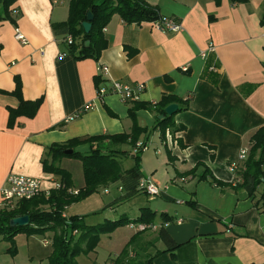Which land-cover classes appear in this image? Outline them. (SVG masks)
Wrapping results in <instances>:
<instances>
[{
	"label": "crops",
	"instance_id": "0c3cea01",
	"mask_svg": "<svg viewBox=\"0 0 264 264\" xmlns=\"http://www.w3.org/2000/svg\"><path fill=\"white\" fill-rule=\"evenodd\" d=\"M143 1L158 15L176 19L181 31L162 34L151 23L126 24L114 14L103 29L106 47L98 61L60 58L65 48L52 26L68 19L69 6H62L61 0H17L9 7L10 19L0 22V92H5L0 93V188L9 175H16L38 179L43 193L54 189L57 177L45 174L41 164L52 145L129 133L132 127L128 111L133 104L116 95L97 100V86L143 84L140 103L157 104L163 96H171L180 100L174 103L178 108L186 109L174 116L180 130L167 129L164 138L155 129L160 115L136 112L137 124L146 130L138 140L147 147L141 155V173L160 193L133 197H146L136 217L142 208H149L156 229L137 234L139 224L127 225L132 235L125 246L137 237L120 264L166 250L157 239L160 229L177 248L158 254L151 264H264V215L246 191L232 188L235 182L228 169L240 151L249 152L252 136L264 128V0H221L218 5L214 0ZM0 14H4L1 7ZM15 30L27 45L14 39ZM209 43L214 52L201 58ZM100 66L108 72L96 86ZM16 79L22 98L41 99V104L33 118H17L9 127L8 109L16 108L18 100L6 93L15 90ZM87 105L91 107L81 116L66 122ZM111 148L128 152L123 165L132 161L128 145ZM75 151L87 154L91 147L81 144ZM58 165L66 171L70 167L64 158ZM209 173L225 186L201 178ZM114 186L118 187L110 185L105 193ZM122 196L118 188L107 207L124 201ZM111 209L114 215L116 210ZM50 235L49 241H41L44 249L51 247ZM34 247L27 242L22 255L15 237L11 243L1 236L0 264L46 263L52 248L37 253ZM119 254L105 264H114Z\"/></svg>",
	"mask_w": 264,
	"mask_h": 264
},
{
	"label": "trees",
	"instance_id": "16d2710c",
	"mask_svg": "<svg viewBox=\"0 0 264 264\" xmlns=\"http://www.w3.org/2000/svg\"><path fill=\"white\" fill-rule=\"evenodd\" d=\"M16 1L0 0V7L4 13L3 16L0 14V22L10 19L8 9ZM214 1L218 5L221 0ZM233 1L245 2L246 0ZM88 12H91L93 18L90 23V31L86 34L83 31L82 23L86 21ZM114 14L119 15L126 24L151 23L160 17L156 8L148 5L143 0H70L66 22L52 26L54 35L59 37L60 44L65 48L63 53L71 55L76 61L85 59L98 61L102 50L106 47L103 29ZM262 24H264V16ZM68 36L72 37L70 45L64 42L65 37ZM100 80L98 76L95 80L96 86ZM15 84V90L6 93L18 100L16 108L8 109L9 127L14 126L17 118H33L41 104V99L25 101L21 94V84L17 79ZM186 102L184 101L183 104H187ZM174 103L181 102L171 96H163L157 104H146L139 101L126 102V104H133L128 111V116L132 122L129 133L72 139L64 144L52 145L43 157L41 164L45 174L57 177L59 188L42 193L32 200L22 201L12 211L0 209V235L3 239L13 243L14 237L18 234L31 236L53 232L52 252L47 259L48 263L77 264L76 259L80 254L87 255L95 250L100 235L112 233L115 229L129 224L153 225L155 214L149 208H142L139 216L132 220L121 216L118 219L104 220V222L94 225L84 224L83 218L79 216L63 217V212L72 204L83 201L92 194L97 193L99 188H106L110 184H117L118 188L123 191L121 199L124 201L144 193L138 189V182L143 178L140 169L142 153L133 155L132 166L124 169L122 160L124 156H128V152L115 150L111 147L128 145L133 148L140 136L146 133V130L137 124L136 112L138 110L155 112L163 117L157 121L155 126V129L159 128L161 138H164L167 129L180 130L174 122L175 114L167 116L164 111L167 106ZM185 109L186 107H179L176 113ZM104 143L107 146H104ZM81 144H89L91 151L87 154L75 151V148ZM68 150L72 151L71 154H64ZM63 158L75 159L81 163L84 187L76 190V194L71 190L70 173L58 165V162ZM201 178L208 181L210 185L225 186L223 182L215 179L210 173L207 177L202 175ZM234 182L235 185H231L232 188L246 191L253 198L256 209L264 215V128L258 129L252 136L247 158L239 165L234 176ZM261 186L263 187L262 191L259 190ZM23 216L28 217L29 224L27 226H9L11 219ZM73 232L79 234L78 239H74ZM135 237L137 235L133 236L131 240ZM157 239L161 240L166 246V250L162 252L173 251L177 248V245L164 229L159 230ZM131 240L114 260V264H120L124 261L128 248L132 244ZM162 252L156 253L155 256L143 257V260H139L135 264H151L153 259Z\"/></svg>",
	"mask_w": 264,
	"mask_h": 264
},
{
	"label": "rangeland",
	"instance_id": "374dc122",
	"mask_svg": "<svg viewBox=\"0 0 264 264\" xmlns=\"http://www.w3.org/2000/svg\"><path fill=\"white\" fill-rule=\"evenodd\" d=\"M64 4L62 6H69L70 0H61ZM66 161L69 162L70 167L67 170L71 175L72 181V189L79 190L84 187V178L82 173L81 163L78 160L64 158ZM131 160L124 163V168H130ZM111 185V184H110ZM108 185V186H110ZM107 186V187H108ZM262 186L260 187V191H262ZM118 187L114 186L113 188L108 189V194L105 193V188H99L97 193L92 194L91 196L87 197L83 201L79 203L72 204V207L67 208L63 212V217L68 218L69 216L73 215H80L83 218V223L86 225H94L98 223L104 222V220H111L112 218L121 217V215L125 214L130 216L136 217L137 207L139 204H142L143 201L145 202L146 197L144 195L139 196L137 199H130L129 201H116L111 204V207H107L109 202L111 201L112 197L116 196ZM116 210L114 215L112 214V209ZM124 212V213H122ZM136 212V213H135ZM135 214V215H134ZM66 215V216H65ZM132 220V219H131ZM94 222V223H93ZM144 225V224H141ZM144 226H150L144 225ZM126 225L123 227H119L115 229L112 233L109 234H102L99 236V241L96 245V248L93 252L84 255L80 254L77 257V264H92L95 261V264H105L106 260H113L115 255H118L122 248L125 246L126 242L132 235V232H129L125 229ZM135 229V228H134ZM146 230H151L150 228H146ZM141 232V230H138ZM144 231V230H143ZM152 231V230H151ZM53 232H45L39 235H29L26 234H18L15 236L16 238V247L20 248V253L22 255H26V244H33L37 253L41 251V253H48L51 251V247L48 246L44 249L41 245V241L46 239L49 241L50 234ZM74 239H78L79 234L73 232ZM53 237V236H52ZM52 241V239H51ZM83 246V245H82ZM96 251V252H95ZM136 259H134L133 264H135ZM42 264H49L48 260L46 263Z\"/></svg>",
	"mask_w": 264,
	"mask_h": 264
},
{
	"label": "built area",
	"instance_id": "2783aa9c",
	"mask_svg": "<svg viewBox=\"0 0 264 264\" xmlns=\"http://www.w3.org/2000/svg\"><path fill=\"white\" fill-rule=\"evenodd\" d=\"M15 14H17V11H13ZM152 26L158 30L162 34L167 33H175L181 31V25L180 23L172 18V17H166V16H160L158 20L151 22ZM14 39L19 42L21 45H27L26 38L19 32V30H15ZM64 42L67 43V45H70L72 43V37L68 36L65 37ZM214 52V46L212 44H208L206 51H202L200 53L201 58H206L208 54H211ZM67 54L62 53L60 55V58L65 57ZM186 67L183 68L184 71H186ZM211 71L214 70V68H210ZM108 69L105 66H100L98 68V76L100 78L105 77L107 75ZM264 74V69H263ZM144 91V85L139 84L135 86H129L126 84H122L120 82H112L109 87H97L96 88V98L97 100L103 99L107 95H116L120 98V100L123 103L128 102H135L138 101L140 98V95ZM91 105H87V107L79 110L75 114L67 117L66 122L72 121L75 118L81 116L84 111L89 109ZM147 150V147L145 144L141 142H137L135 146L132 148V155L143 153ZM248 151L242 150L240 151V154L238 156L237 162H232L228 165V169L230 173L233 175V180L235 173L238 171V167L241 163L245 161L247 158ZM55 188H59V185L57 184ZM138 189L144 192L146 195L150 197L158 196L160 193V189L152 183L148 178H141L138 182ZM44 191L42 189L41 181L38 179H33L29 177L24 176H16V175H9L4 185L0 188V197H1V209H4L6 211H12L14 210L18 204L22 201H29L33 198L37 197L38 195L42 194ZM47 193V192H46ZM74 194H76V191H73ZM131 228L133 225H129ZM150 228L151 230H155V225L150 226H144V225H137L138 230H146V228ZM1 238V236H0ZM44 245H47L46 241L44 242Z\"/></svg>",
	"mask_w": 264,
	"mask_h": 264
},
{
	"label": "water",
	"instance_id": "95a60500",
	"mask_svg": "<svg viewBox=\"0 0 264 264\" xmlns=\"http://www.w3.org/2000/svg\"><path fill=\"white\" fill-rule=\"evenodd\" d=\"M92 14L91 12H88L87 13V16H86V21L82 23V28H83V31L87 34L89 33L90 31V28H91V20H92ZM178 107L177 105L175 104H172V105H169L165 108V114L167 116H172L173 114L176 113ZM163 117L159 116L158 117V120H161ZM71 150H68V151H65L64 154H71ZM29 224V221H28V217L27 216H23V217H16V218H13L10 220L9 222V226L10 227H14V226H18V227H24V226H27Z\"/></svg>",
	"mask_w": 264,
	"mask_h": 264
}]
</instances>
